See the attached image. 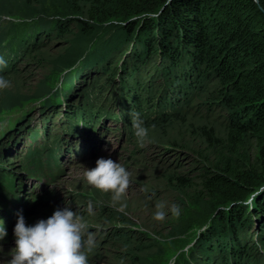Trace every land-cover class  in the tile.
Wrapping results in <instances>:
<instances>
[{
	"label": "rangeland",
	"instance_id": "rangeland-1",
	"mask_svg": "<svg viewBox=\"0 0 264 264\" xmlns=\"http://www.w3.org/2000/svg\"><path fill=\"white\" fill-rule=\"evenodd\" d=\"M65 11V0H0V57L6 62L0 76L10 82L0 88V220L10 226L0 241V264L11 259L18 213L31 226L64 207L82 215L95 237V247L84 249L88 264H195L189 262L197 248L195 238L214 211L209 198L196 196L199 177L203 170L212 169L228 144L220 83L213 75H197L167 98L175 104L162 103L152 111H146L149 104L144 106L140 118L149 135L141 148L131 124L135 108H125L120 114L115 101L112 72L123 58L120 49L111 54L104 69L82 70L81 56L72 60L83 47L114 42L123 22L91 24V32L83 34L71 21L59 31L55 18L71 17ZM34 24L46 28L38 29L34 45L17 52L14 40L28 28H36ZM147 65L144 74L149 71ZM83 71V81L74 86L83 96L67 87L64 101L56 97L55 108L39 109L47 92L60 85L65 75ZM98 106L102 109L95 113ZM79 111L83 124L80 120L72 126ZM239 151L240 168L257 172L255 138L247 133ZM101 157L111 158L131 173V186L119 202L84 179L86 168H94ZM31 161L41 162L40 175L27 174ZM48 169L49 177L45 176ZM158 202L166 205L163 221L153 218ZM121 203L127 205L124 212L118 210ZM173 204L180 207L178 216L169 211ZM259 225L252 222L249 233H256Z\"/></svg>",
	"mask_w": 264,
	"mask_h": 264
},
{
	"label": "trees",
	"instance_id": "trees-1",
	"mask_svg": "<svg viewBox=\"0 0 264 264\" xmlns=\"http://www.w3.org/2000/svg\"><path fill=\"white\" fill-rule=\"evenodd\" d=\"M65 9L71 17L55 18L59 31L62 24L71 21L83 34L91 32L93 24L123 22L114 42L99 41L85 47L87 50L83 47L72 58L81 56L78 64L82 70L91 71L95 66L104 69L111 54L120 49L119 57L123 58L112 72L120 114L132 106L134 112L141 113L148 104L146 111L162 103L175 104L167 98L197 75L217 78L220 102L227 109L228 144L212 169L203 170L199 177L201 187L196 196L209 198L214 211L195 238L196 253L193 251L189 262L264 264V0H65ZM34 25L36 28H28L24 36L14 40L18 42L17 52L34 45L38 29L46 28ZM146 65L149 71L144 74ZM84 73L65 75L60 85L47 92L39 109L55 108L59 104L55 98L64 101L68 88L83 96L74 86L83 81ZM100 109L95 108V113ZM82 114L79 111L72 126L83 122L84 117H79ZM247 133L257 143V172L241 169L236 162ZM41 165L40 161H31L27 174L40 175ZM45 176H51L49 169ZM252 222L262 224L256 233H249Z\"/></svg>",
	"mask_w": 264,
	"mask_h": 264
},
{
	"label": "clouds",
	"instance_id": "clouds-1",
	"mask_svg": "<svg viewBox=\"0 0 264 264\" xmlns=\"http://www.w3.org/2000/svg\"><path fill=\"white\" fill-rule=\"evenodd\" d=\"M0 67L6 62L0 57ZM9 81L0 76V88L8 87ZM133 134L141 148L149 135V129L140 118L139 112L130 113ZM84 179L91 186L104 193L112 194V201L119 202L131 186V173L111 158H98L94 168H86ZM153 218L163 221L167 215L165 203L158 202ZM127 205L120 204L119 211L124 212ZM91 211V205L89 206ZM169 211L178 216L179 205H171ZM0 221V241L7 236L6 228ZM15 247L10 251V260L3 264H88L84 249L95 247L94 235L88 231L84 218L69 207L56 209L46 220H38L27 225L22 213H18L14 227ZM264 250V249H262Z\"/></svg>",
	"mask_w": 264,
	"mask_h": 264
},
{
	"label": "water",
	"instance_id": "water-1",
	"mask_svg": "<svg viewBox=\"0 0 264 264\" xmlns=\"http://www.w3.org/2000/svg\"><path fill=\"white\" fill-rule=\"evenodd\" d=\"M255 3H257V0H253ZM262 11V10H261ZM262 14L264 15V11H262Z\"/></svg>",
	"mask_w": 264,
	"mask_h": 264
}]
</instances>
